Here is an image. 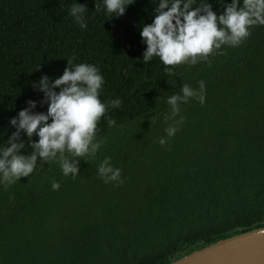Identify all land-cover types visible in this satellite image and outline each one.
Segmentation results:
<instances>
[{
    "label": "trees",
    "instance_id": "trees-1",
    "mask_svg": "<svg viewBox=\"0 0 264 264\" xmlns=\"http://www.w3.org/2000/svg\"><path fill=\"white\" fill-rule=\"evenodd\" d=\"M86 6L81 29L68 9ZM199 2V0H198ZM219 13L226 0H207ZM100 0H0V141L9 118L36 101L46 111L38 78L73 63H92L104 76L100 99L121 98L98 122L104 138L95 158L78 159L73 179L56 163L0 187V264H169L193 251L264 226V26L237 47L196 65L164 71L143 63L139 30L154 4L135 0L104 18ZM38 65V66H37ZM37 66V67H36ZM205 82V103L180 106L179 131L165 145V99L181 84ZM50 82V80H49ZM155 117L154 122L152 118ZM22 152H30L23 131ZM30 139L35 140L33 135ZM124 183H105L103 157ZM39 162V157L37 158ZM52 180L59 181L52 190ZM12 197L9 199V197Z\"/></svg>",
    "mask_w": 264,
    "mask_h": 264
},
{
    "label": "clouds",
    "instance_id": "clouds-1",
    "mask_svg": "<svg viewBox=\"0 0 264 264\" xmlns=\"http://www.w3.org/2000/svg\"><path fill=\"white\" fill-rule=\"evenodd\" d=\"M134 2L100 0L95 8L102 7L104 18L119 17L126 6ZM150 3L154 4L150 13L153 15L150 23L140 26L139 36L145 47L138 58L143 63L158 58L170 75L172 66L205 62L210 67V56L223 55L225 47H237L246 40L254 26H264V0H226L219 13L213 11L207 0H150ZM85 11L86 6L76 2L68 9L81 29L87 27ZM73 59L66 58L68 66L58 76L38 78V90L43 93L41 102H46V111H32L36 101L28 100L26 107L9 118L15 131L8 136L6 146L0 141V187L7 188L21 177H28L37 164L41 166L44 162L58 164L63 176L74 179L79 173L78 159L95 158L105 142L97 135L100 118L104 117L109 127L115 125L106 113L119 107L121 98L102 101L99 97L105 81L98 66L73 63ZM197 83L198 88L183 83L178 93L166 97L169 110L162 118L169 123L164 128L165 135L157 139L158 144L165 145L168 138L179 131L184 120L179 115L181 104L187 103L189 98L205 103V82ZM21 131L29 138L30 152L21 151L24 148L19 136ZM33 135L35 140L30 139ZM110 161L111 157L105 155L98 162L97 176L105 183H124L121 169ZM59 186V181L50 183L52 190H58Z\"/></svg>",
    "mask_w": 264,
    "mask_h": 264
},
{
    "label": "water",
    "instance_id": "water-1",
    "mask_svg": "<svg viewBox=\"0 0 264 264\" xmlns=\"http://www.w3.org/2000/svg\"><path fill=\"white\" fill-rule=\"evenodd\" d=\"M169 264H264V226L219 239Z\"/></svg>",
    "mask_w": 264,
    "mask_h": 264
}]
</instances>
